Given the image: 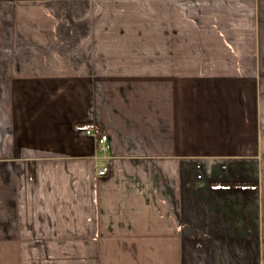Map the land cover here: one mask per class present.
I'll list each match as a JSON object with an SVG mask.
<instances>
[{"label":"crops","instance_id":"obj_1","mask_svg":"<svg viewBox=\"0 0 264 264\" xmlns=\"http://www.w3.org/2000/svg\"><path fill=\"white\" fill-rule=\"evenodd\" d=\"M0 264H264V0H0Z\"/></svg>","mask_w":264,"mask_h":264},{"label":"built area","instance_id":"obj_2","mask_svg":"<svg viewBox=\"0 0 264 264\" xmlns=\"http://www.w3.org/2000/svg\"><path fill=\"white\" fill-rule=\"evenodd\" d=\"M85 134L89 135V136H93L96 137V132H95V128L94 127H88L85 128ZM96 143H97V148L99 151L101 152H106V150L109 148L108 145V137L106 134H102L100 135L97 139H96ZM109 170L108 164L104 161L100 162L96 174L100 177L107 175Z\"/></svg>","mask_w":264,"mask_h":264}]
</instances>
